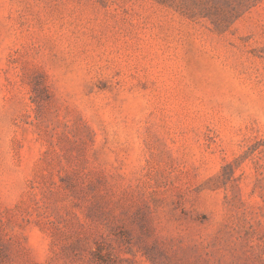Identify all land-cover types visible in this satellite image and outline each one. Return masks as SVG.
I'll list each match as a JSON object with an SVG mask.
<instances>
[{"label": "rangeland", "instance_id": "rangeland-1", "mask_svg": "<svg viewBox=\"0 0 264 264\" xmlns=\"http://www.w3.org/2000/svg\"><path fill=\"white\" fill-rule=\"evenodd\" d=\"M0 264H264V0H0Z\"/></svg>", "mask_w": 264, "mask_h": 264}]
</instances>
